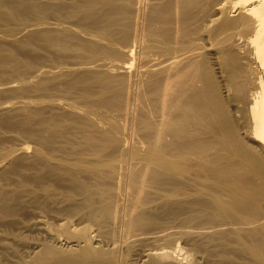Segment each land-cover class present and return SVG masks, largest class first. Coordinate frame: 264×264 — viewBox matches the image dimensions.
<instances>
[{"label": "bare ground", "instance_id": "bare-ground-1", "mask_svg": "<svg viewBox=\"0 0 264 264\" xmlns=\"http://www.w3.org/2000/svg\"><path fill=\"white\" fill-rule=\"evenodd\" d=\"M156 1L0 0L2 34L29 30L15 46L57 48L65 81L45 83L69 97L0 112V264H264V0ZM142 89L135 141L116 118ZM31 209L76 248L21 256Z\"/></svg>", "mask_w": 264, "mask_h": 264}, {"label": "rangeland", "instance_id": "rangeland-1", "mask_svg": "<svg viewBox=\"0 0 264 264\" xmlns=\"http://www.w3.org/2000/svg\"><path fill=\"white\" fill-rule=\"evenodd\" d=\"M35 1H37V0H35ZM223 1L229 2V1H233V0H223ZM155 2H157V1L156 0H145V3H146V9L145 10L147 11L148 7ZM236 13H237V11H232V10L230 11L231 16H235ZM50 26H52V25H50ZM46 27L42 26V28H46ZM30 28H32V27H30ZM42 28L40 27L39 29H42ZM27 29L28 28H26V30H24V32H23V30H21L22 33L19 31V33L16 34L15 37L14 36L11 37V36H4L1 32L2 28H0V52H2V56H4L6 58V62L0 63V109H2V110H0V112L6 109L3 112L5 114L7 112L6 115H9V116H12L10 114H12L14 112H16L17 114L16 113L15 114L18 115V111H19V113H20V111L23 113L24 112L23 109H30L33 105H35V108H37V106H39V104L41 106L45 105L44 108L39 107V109L41 108L45 111V109L48 110L49 109L48 107H52V105L57 103L56 105H58V106L54 105L52 107V108H55V110L53 109V112H55L57 110V108H59V106H60V108H61V106L64 107L65 103L67 102L66 98L69 100L68 94H66L65 92L63 93L61 90H51V89H49L50 86H46V83H45V81L47 79L56 78L57 74L59 76H57L58 77V78H56L57 80L53 79V83L56 84L58 86V88H60L62 86V82L65 81L64 78L62 77V72L65 70V68H63V69L53 68L52 62L50 60V54L57 52V48L51 47L49 50H47V49L42 47V41H40L38 39L35 40L31 45H28V46L27 45L20 46V47H17V45L15 46L16 38H17V40H18V38L22 39L23 44H25L27 42V39L25 38V35L28 33V32L26 33L25 31H29ZM36 29H38V28H36ZM39 29H38V31H39ZM24 33H25V35H23ZM76 53L77 52L73 51V50H59V54H61V55L69 54V55L74 56V55H76ZM28 56L34 57L36 59V65H35L36 67L34 66V64H32L31 66H30V64L29 65L27 64ZM0 58H2V57L0 56ZM12 58L17 59V61H19V63L17 65H15ZM16 67H19V69H21V67L23 68V71H24L23 77H20L15 73L14 69ZM31 67L38 69L40 72H38L36 69L35 70L38 73L36 71H33V68H31ZM54 75H56V76L54 77ZM38 84H43V85H45V87L40 88L39 86H37ZM65 94L67 95V97ZM28 101H31L29 104H31L32 106H30V105H29V107L25 106V105H27L26 103H28ZM35 103H37L38 105L36 106ZM50 103H51V105H49ZM136 103L138 104V107L136 108L133 116H128V117L122 118L120 120H118V118H116V122L119 123L121 126H123V128H125V130L128 131L129 135H131L132 139L135 141L139 139V136H140L141 132L143 131V120H141L142 115H144L146 119H151V115L149 114L150 105H149V101H148V93L146 91H144L143 89L136 95ZM23 104H25V105L22 106ZM46 105H49V106H46ZM7 109H9V110H7ZM60 111L63 112V110H58L56 112H60ZM65 111H67L66 108H64V112ZM8 112H9V114H8ZM15 114H13V115H15ZM12 133H14V132H12ZM8 134L9 133L4 134L2 137L3 145L9 144L8 145L9 147H10V145H13V144H14L13 146H16V147L26 145L27 150L29 149L30 150V151L28 150L29 152L32 151V153H28L26 151V154L29 157L33 154V150L35 147L34 141H32L31 139L26 140V138L14 136V134H10V135H8ZM16 147H15V149H17ZM13 157L15 158L17 156L13 155ZM7 161L0 159V165H2L5 170L7 169ZM1 163H3L4 165ZM2 166H0L1 167V169H0L1 173L3 172ZM32 211L33 212L36 211V212L33 213ZM32 211H31V213H32L31 215L28 214V215H30L29 219H27V217H24L22 219V216H19V218L17 217L18 224H21L23 227V228H21L20 225H19L20 228L17 227L18 228L17 231H19V229L20 230L22 229L21 230L22 234H20L21 232L16 231V233H18L17 235H19V239H17V240L19 242L25 241L27 243L26 244V243L21 242L22 245L24 246V247H22V245L18 242L19 245H21V248L19 249L20 255L23 252L25 255V251H26V253L28 251L29 254L27 253V255H30V253L33 254L34 252H36L38 250L40 243H43V242L51 243L54 246L59 247L60 249L61 248L62 249H70V248L74 249V248H76L74 242L71 241V243H70L69 239L67 240V238L66 239L64 238L65 236L63 237V235H60L58 237L57 234L53 233V229H55L54 230L55 232H56V228L60 229L61 226H59V224H61L62 221H64V220H59V219L54 220V219L44 217V215L42 213L41 214L43 216L40 214V211L38 213V209H35V210L33 209ZM38 214L41 215L42 219L39 218L40 216ZM35 215H38V217ZM32 216H33V218L31 219ZM34 217H35V219H34ZM36 218H38V219H36ZM15 219H16V217H15ZM24 219L25 220L27 219V220L25 221ZM22 220H24V221H22ZM27 228L29 230H26ZM48 236H50L52 238L53 237H56V238L50 241ZM3 237H6V236L4 235ZM11 237L12 236L9 235V237H7L8 240H10ZM0 238H1V236H0ZM7 238H4V239H6L5 243L8 242ZM4 239H3V242H4ZM17 240H16V242H17ZM42 240H43V242H42ZM31 247H33L32 251L30 250ZM22 248L23 249L25 248L26 250L24 251ZM21 249L23 252H21ZM27 255L25 256V259L26 258L28 259ZM0 257H2V255ZM30 257H31V255H30ZM189 257L190 256H188L187 259H182L181 261L179 260L180 264H185L187 262V260H189ZM178 258L180 259L181 257H177V259ZM177 262H178V260H177Z\"/></svg>", "mask_w": 264, "mask_h": 264}]
</instances>
